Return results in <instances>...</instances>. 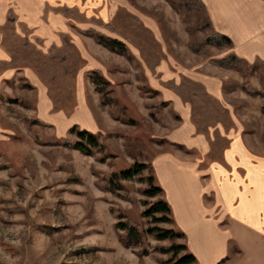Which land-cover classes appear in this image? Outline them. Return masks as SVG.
<instances>
[{
  "label": "rangeland",
  "instance_id": "1",
  "mask_svg": "<svg viewBox=\"0 0 264 264\" xmlns=\"http://www.w3.org/2000/svg\"><path fill=\"white\" fill-rule=\"evenodd\" d=\"M134 3L160 22L168 55L176 53L184 64L199 68L217 55L219 50L208 47L209 57H203L187 44L210 31L199 27L207 20L204 12H186L182 0H174L175 7L166 0ZM134 30L139 32L140 27L135 25ZM118 31L124 35L126 27ZM10 37L21 57V43ZM99 43L112 50L109 40ZM113 51L121 53L116 48ZM30 56L47 72L44 77L54 109L71 110L81 95L79 82L73 80L79 66L74 50L68 51L63 65L59 56L48 58L35 51H30ZM114 57L119 58L112 54L108 65H114ZM238 63L236 70L224 67V98L234 114L232 119L240 121L248 134L250 147L264 154V63ZM107 76L108 80L102 73H92L86 85V101L97 130L92 126L79 129L83 120L75 125L76 130L96 136L97 145L90 147L88 154L62 143L64 139L76 140L74 131L58 134L37 118L32 96L22 95L13 86L11 96L0 93V264H164L169 253L158 251L157 246L185 243L184 236L158 239L149 228L175 226L172 221H153L145 215L150 203L161 198L160 194H144L148 186L145 178L152 174L150 159L169 147L163 135L174 115L144 81L128 78L126 63L108 69ZM248 89L261 93L252 94ZM202 100L205 114L212 116L214 103ZM84 112L76 116L87 118ZM205 114L203 119L208 121ZM223 117L227 119L226 113ZM135 162L147 166L130 179L118 176ZM124 220H129L137 233L114 227Z\"/></svg>",
  "mask_w": 264,
  "mask_h": 264
},
{
  "label": "crops",
  "instance_id": "2",
  "mask_svg": "<svg viewBox=\"0 0 264 264\" xmlns=\"http://www.w3.org/2000/svg\"><path fill=\"white\" fill-rule=\"evenodd\" d=\"M198 1L210 30L230 40L210 46L219 51L209 59L232 53L240 63H264V0ZM120 27H126L124 35ZM10 36L21 43V57ZM99 39L120 42L113 48L121 53ZM165 42L160 22L134 0H0V93L11 96L14 88L32 96L37 118L58 134L82 120L79 129L97 130L86 101L88 77L102 73L108 80V69L126 63L128 78L144 81L174 115L163 135L169 147L151 157L150 168L189 252L198 264H264V154L250 147L240 121L232 119L224 98L226 69L212 62L201 68L184 64L176 53L167 54ZM70 50L79 60L73 80L80 84V99L71 110L54 109L47 72L30 51L59 56L63 65ZM112 54L119 58L108 65ZM202 98L214 103L212 116ZM83 109L87 118H78Z\"/></svg>",
  "mask_w": 264,
  "mask_h": 264
},
{
  "label": "trees",
  "instance_id": "3",
  "mask_svg": "<svg viewBox=\"0 0 264 264\" xmlns=\"http://www.w3.org/2000/svg\"><path fill=\"white\" fill-rule=\"evenodd\" d=\"M171 7H175L174 0H166ZM182 7L188 13L191 12H204L203 6L198 0H182ZM200 28L203 29L205 27H210L209 22L206 20L204 25H200ZM101 39H99L100 41ZM111 42V49H113L116 45H121L120 42L112 39H107ZM223 47L230 45V40L224 36L217 35L213 31H209L204 34V36L198 40H188L189 48L196 53L201 54L204 57H209L207 54V49L210 46ZM238 58H236L232 53H229L222 58H210V62L221 65L223 67L236 70L239 67ZM242 86V85H241ZM245 85L242 86L244 88ZM249 93H261L258 91H254L252 89H248ZM69 131H74L77 139L74 141H69L67 139L62 140V143L66 146L73 147L78 151L88 154L90 152V147L97 145V139L93 132H89L86 130H76L75 125H72ZM147 165L144 163L135 162L132 164L131 168L121 170L118 173L120 178L130 179L135 174L141 172ZM147 182V188L144 190V194L147 196H157L161 192V188L155 184V178L153 174H149L145 178ZM155 213H159V216H154ZM145 215H149L152 217L153 221H171L170 215V207L168 203L163 198H158L156 201L151 202L145 211ZM115 228H120L122 230L127 231L129 234L137 233V230L134 228L133 224L129 220L118 221L114 224ZM149 232L155 233V236L158 239H175L178 236H182L183 234L178 232L174 228H162L158 226H153L148 229ZM123 242V241H122ZM127 244V242H123ZM158 251L163 253H169L168 259H166L164 264H198L195 257L192 253L189 252L185 243L180 242H172L168 246H157ZM141 258V253H137ZM224 259L217 262V264H223Z\"/></svg>",
  "mask_w": 264,
  "mask_h": 264
}]
</instances>
